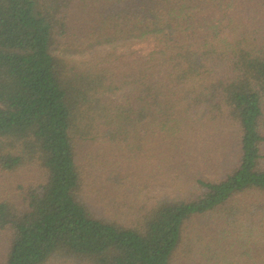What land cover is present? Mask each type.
Wrapping results in <instances>:
<instances>
[{
	"label": "trees",
	"instance_id": "obj_1",
	"mask_svg": "<svg viewBox=\"0 0 264 264\" xmlns=\"http://www.w3.org/2000/svg\"><path fill=\"white\" fill-rule=\"evenodd\" d=\"M0 264H264V0H0Z\"/></svg>",
	"mask_w": 264,
	"mask_h": 264
},
{
	"label": "rangeland",
	"instance_id": "obj_2",
	"mask_svg": "<svg viewBox=\"0 0 264 264\" xmlns=\"http://www.w3.org/2000/svg\"><path fill=\"white\" fill-rule=\"evenodd\" d=\"M103 48L102 47H97L96 49H92V50H90L89 52H87V53H83V54H78V55H71V54H67V57H69V58H71V59H73V60H77V61H80V60H83V59H87V58H89L95 51H101ZM148 50V48L147 47H143L142 48V51H147ZM100 178V180H102L101 179V177H99ZM102 182H104V181H101V183ZM99 184V183H98ZM168 185H169V183H168ZM160 186H161V184H160ZM167 186V185H166ZM165 186V187H166ZM166 190H167V187L165 188ZM171 189H173V187L170 185L169 187H168V190H171ZM131 190H132V188H131ZM160 192V187H157L155 190H153V193H152V195L153 194H159V192ZM112 196L113 195H116L115 194V192H113V194H111ZM110 198V197H109ZM110 199H114V198H110ZM119 202H120V198L119 199H117Z\"/></svg>",
	"mask_w": 264,
	"mask_h": 264
}]
</instances>
